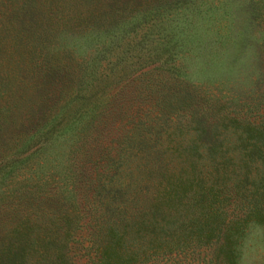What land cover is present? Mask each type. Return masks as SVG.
<instances>
[{
    "label": "trees",
    "instance_id": "trees-1",
    "mask_svg": "<svg viewBox=\"0 0 264 264\" xmlns=\"http://www.w3.org/2000/svg\"><path fill=\"white\" fill-rule=\"evenodd\" d=\"M6 1L30 79L0 83V264H248L264 253V111L252 104L264 100V59L249 63L239 40L222 63L219 37L208 56L194 52L192 20L208 15L194 0H161L173 13L151 31L148 4ZM45 15L49 28L36 26ZM155 62L181 79L174 92L154 86L135 116L111 108L110 85ZM243 67L238 85L229 75ZM222 70L236 83L212 76Z\"/></svg>",
    "mask_w": 264,
    "mask_h": 264
},
{
    "label": "rangeland",
    "instance_id": "rangeland-1",
    "mask_svg": "<svg viewBox=\"0 0 264 264\" xmlns=\"http://www.w3.org/2000/svg\"><path fill=\"white\" fill-rule=\"evenodd\" d=\"M122 3L126 0H120ZM132 2V5H147V7H152L154 14L151 13L145 20L143 29L151 31L153 29L157 30L159 24H166L173 10L167 7L157 6L161 0H127ZM195 3L199 5L200 10H205L208 12L207 18L193 19L197 21V26H200L198 34H202L200 37L202 41L196 46L194 52L203 51L207 56L210 54L209 47L211 43L217 45L218 39L223 40V49L221 52L222 63L225 60L229 62L236 54L239 40H242L247 44V53L249 55V63H253L252 60H256L255 56L258 55L264 59L261 55L260 47L263 44L262 37L264 34V2L263 6L259 7L256 11L254 8V2L252 0H194ZM57 4L60 1L56 2ZM71 4V0H68ZM95 2H90V17L98 16L99 13H95L93 10V5ZM259 5H261L259 3ZM10 3L6 0H0V12L5 13L6 17L0 14V83H5L8 81L15 82L16 84L27 86L30 79V67H29V44L26 36H21L17 44H12L14 31L8 29L11 23V15H8L10 10ZM83 15L86 17L88 15L89 9L81 8ZM256 11V12H255ZM33 16H23L25 19H33ZM39 18H42L39 16ZM59 21L60 18L58 17ZM258 19L261 22H257ZM54 20V19H53ZM16 22V21H15ZM50 23V18L45 15L36 26L48 27ZM49 28V27H48ZM69 33L76 34L83 29L81 25L75 19L74 9L69 12ZM26 34V33H24ZM152 34H157L155 31ZM206 34V35H205ZM226 69V68H225ZM130 70V69H129ZM133 74L124 79L121 84L114 85L111 84L109 87V95L111 101V108L120 105L124 115L135 116L138 106L142 102H152L156 99L151 93L153 92L151 88L158 86L161 88L162 92L166 95L168 93L174 92V85L176 83H181V79H173V75L164 66L159 63H149L143 67H135ZM247 67L241 69H236L234 72L230 73L228 70L219 71L218 73H212V76H216L217 81H221L222 85L231 86L236 83L239 79L238 85L240 83H248V79L245 78V72H248ZM235 76L236 81L229 79V76ZM239 76V77H238ZM200 80V79H197ZM198 84V81L188 82ZM216 83V82H215ZM0 84V85H1ZM219 85V83L217 84ZM222 86V88H224ZM3 87H0V90ZM2 92V91H1ZM0 92V94H1ZM182 93V92H181ZM151 94V95H149ZM147 97L148 99H146ZM168 96L167 98H170ZM8 99L7 96L3 95L0 101L3 99ZM222 101V99H220ZM252 104H257L259 112L264 111V100L256 101ZM250 112H256L255 110H249ZM256 240L253 243L256 245ZM256 247V246H255ZM248 264L253 262L254 264H264V253L261 249H257V253L250 252Z\"/></svg>",
    "mask_w": 264,
    "mask_h": 264
}]
</instances>
